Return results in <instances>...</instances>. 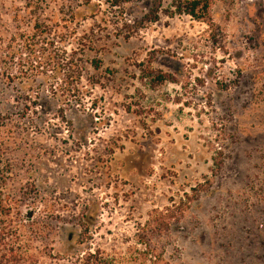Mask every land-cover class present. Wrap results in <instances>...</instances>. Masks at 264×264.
I'll list each match as a JSON object with an SVG mask.
<instances>
[{
    "label": "rangeland",
    "instance_id": "obj_1",
    "mask_svg": "<svg viewBox=\"0 0 264 264\" xmlns=\"http://www.w3.org/2000/svg\"><path fill=\"white\" fill-rule=\"evenodd\" d=\"M171 1L0 0L17 264L263 263L264 0H210L211 23Z\"/></svg>",
    "mask_w": 264,
    "mask_h": 264
},
{
    "label": "trees",
    "instance_id": "obj_2",
    "mask_svg": "<svg viewBox=\"0 0 264 264\" xmlns=\"http://www.w3.org/2000/svg\"><path fill=\"white\" fill-rule=\"evenodd\" d=\"M176 13L189 14L194 19L211 23L210 16V0H172L171 1ZM159 82L167 80L169 77L165 74L156 75ZM1 188V184H0ZM2 190L0 189V264H17V261L23 262L27 258L26 251L21 249L17 250V241L14 240L17 234V223L13 216L12 207L4 199H2ZM159 217H155L153 222V229L160 226ZM14 226V227H13ZM13 229V230H12ZM264 235V228L260 229ZM143 250L133 249L131 252L116 254V253H104L99 249L94 251H87L79 259V264H163L164 261L160 255L155 254L154 250L144 243ZM261 255V261L264 264V246ZM25 252V253H24ZM135 260L128 259L126 254H133ZM151 253V254H150Z\"/></svg>",
    "mask_w": 264,
    "mask_h": 264
}]
</instances>
